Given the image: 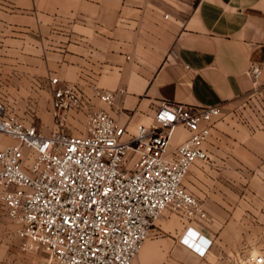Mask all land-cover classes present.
Returning a JSON list of instances; mask_svg holds the SVG:
<instances>
[{"label": "crops", "instance_id": "obj_1", "mask_svg": "<svg viewBox=\"0 0 264 264\" xmlns=\"http://www.w3.org/2000/svg\"><path fill=\"white\" fill-rule=\"evenodd\" d=\"M252 62L261 65L256 80ZM52 76L83 95V107L67 114L71 133L83 131L89 109L107 111L132 132L152 121L164 99L221 106L206 159L183 181L205 217L165 208L131 264L264 258V116L256 122L250 112L251 126L231 120L230 111L264 93V0H0V92L13 96L17 117L44 134L56 128L51 102H35ZM94 86L112 92L113 102L94 96ZM25 88L35 114L20 110ZM188 135L178 125L170 147ZM10 143L0 133V146ZM18 227L0 204V264L47 263L44 251L20 247ZM188 227L211 239L204 254L182 240Z\"/></svg>", "mask_w": 264, "mask_h": 264}, {"label": "built area", "instance_id": "obj_2", "mask_svg": "<svg viewBox=\"0 0 264 264\" xmlns=\"http://www.w3.org/2000/svg\"><path fill=\"white\" fill-rule=\"evenodd\" d=\"M248 72L256 80L261 65L252 62ZM50 83L56 128L48 134L0 100V133L12 139L0 146V204L19 226L23 250L44 251L47 264H131L165 208L188 219L205 217L183 181L190 166L207 157L204 144L219 104L164 99L152 121L132 132L107 111L89 109L83 131L71 133L65 119L83 107V95L56 76ZM92 91L113 102L112 92ZM180 124L189 135L171 148ZM182 240L201 255L211 243L192 227ZM248 260L264 262L259 254Z\"/></svg>", "mask_w": 264, "mask_h": 264}, {"label": "rangeland", "instance_id": "obj_3", "mask_svg": "<svg viewBox=\"0 0 264 264\" xmlns=\"http://www.w3.org/2000/svg\"><path fill=\"white\" fill-rule=\"evenodd\" d=\"M1 93V92H0ZM9 94H0V100L3 101V103L6 106V110L10 113H15V111H17V108L19 109V106H17V103H14L12 101L13 96L9 95ZM9 98V99H8ZM22 103L20 104V110L22 113L24 114H30V112L32 114H35V109H33L34 107V102L33 99H31L30 96V92H29V88H25L23 93H22ZM46 99H49V101L51 102V106H52V88L50 86V88H45V87H38V92H37V101L35 102V105H37L38 108L43 107L46 105ZM52 110V115H53V106L51 108ZM231 120L235 121L236 123H241V124H246V125H251V118L253 115H251V113H255L254 115L257 116V119L255 120L256 122H260L262 121L261 117H263V112H264V93L263 94H258V97H256L255 99L251 100L250 102H246V104H242L240 106L236 105L234 106L231 110ZM251 112V113H250ZM221 116V114H220ZM220 116H218L216 118V120L218 118H220ZM53 119L55 122V116L53 115ZM56 123V122H55ZM83 123V122H82ZM65 124L66 127L65 129L68 131V125H69V121L67 120V118L65 119ZM4 134V133H2ZM6 135V134H4ZM47 264V263H45Z\"/></svg>", "mask_w": 264, "mask_h": 264}]
</instances>
